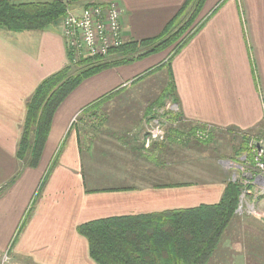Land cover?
<instances>
[{"label":"crops","instance_id":"crops-1","mask_svg":"<svg viewBox=\"0 0 264 264\" xmlns=\"http://www.w3.org/2000/svg\"><path fill=\"white\" fill-rule=\"evenodd\" d=\"M10 1L21 3L53 0ZM184 1L81 0L74 4L82 7L86 4L116 2L122 11L123 40L128 42L158 35ZM197 21L201 22L200 27L195 28L193 36L170 62L178 103L170 102L176 106V113L186 122L215 131L233 130L235 134L226 136L230 144L239 138L238 132L263 131L264 0H205ZM168 51H163L158 56L153 54L152 57L161 56V60L157 63L153 61L150 65L161 64L165 55L163 53L168 54ZM144 60L152 61L149 56ZM68 63L66 47L58 28L15 34L0 32V255L5 253L6 259L10 260L12 257L15 264H21V258L31 260L26 264H59L54 260L60 257L81 258L83 264H88L82 260V252L84 250L87 253V247L85 240L76 233L79 224L109 216L189 208L202 203L213 204L219 200L223 191L220 177L211 171H201L213 178H207L208 183L203 187L192 185L155 189L151 188L152 185L142 184L136 187L132 185L126 191H103L97 196L85 193L82 163L86 147L89 145L94 148V144L97 147L98 142H102L106 127L122 131L125 129L118 124L107 125L108 123H104L106 117H120L121 123L134 132V137L130 136L131 140L135 138L133 140L140 146L143 132L141 119L148 112L145 110L148 107L140 108L141 96L145 95L141 92L145 89L138 93H124L117 89L112 91L118 104L114 108L116 113L110 112L113 106H108V103L97 109H84L81 115L90 117L91 123L92 117H100L99 124L94 126L78 125L76 119L70 124L73 106L78 105L80 108L92 101L85 100L86 92L74 94L63 104V110L55 113L38 166L35 169L23 168L16 158V151L26 114V100L43 79ZM139 65L137 63L135 68L139 69ZM131 66L100 73V86L113 89L127 83L126 87L130 84L129 80L133 79L132 85L136 84L131 88L138 87V84L155 72L148 69L141 73L142 68L140 72L133 74L137 70ZM146 72L150 73L137 79ZM159 73L167 77L166 71ZM150 89V93L155 94L152 84L148 86V90ZM127 93H130V99L137 100L136 107L124 105L127 104ZM99 98L101 97L94 98V101ZM128 115H137L138 118L131 119L128 123ZM66 130L68 132L65 136ZM70 131L72 134L68 138ZM124 140L119 146L118 141L111 146H116L117 154L118 150L127 147ZM59 147L62 149L61 153ZM138 148L137 146L136 149ZM132 154L141 156L144 153L134 150ZM145 156L144 154L143 157ZM54 158L58 163L40 189L41 201L33 205V209L29 208ZM43 163L46 169L35 174ZM167 163L162 171H152L160 177L161 171L164 179H170L173 174L168 170L170 164ZM142 168L145 169L144 166ZM12 178H15L13 182L6 185ZM101 199L105 200L106 206L100 207L93 203ZM107 201H112L113 205ZM144 201L153 204V207L132 208L134 204ZM27 210H30V218L19 230ZM8 252L10 256L7 255Z\"/></svg>","mask_w":264,"mask_h":264},{"label":"trees","instance_id":"trees-1","mask_svg":"<svg viewBox=\"0 0 264 264\" xmlns=\"http://www.w3.org/2000/svg\"><path fill=\"white\" fill-rule=\"evenodd\" d=\"M68 1L75 5L74 2L81 0ZM204 2L205 0H185L178 11L167 21L161 32L154 37L128 42L123 40V45L111 50L105 58L83 59L78 64H71L70 52L61 31V19L67 6L65 0L21 3L0 0V32L15 34L58 28L66 47L69 62L61 70L43 79L26 100V114L16 151V158L21 162L22 167L35 169L38 166L50 133L53 117L60 104L84 80L107 69L131 65L169 49L165 63H161L159 66V68H166L167 81L159 96L149 106L148 112L152 111L153 107H163L166 100L177 104L170 62L193 36L195 28L200 27L201 22L197 21V18ZM88 5L102 4H86L82 7ZM147 73L150 72H146L141 77ZM112 97H115L114 92L93 101L85 110L98 108ZM170 120L173 126L171 130L167 129L166 137L162 142H152L145 149L141 141L139 146V143L133 140L135 138L132 139L135 143L134 150L142 151L146 156L143 157L144 154L141 156L155 169H163L166 161L170 163L166 158L172 159L171 156L176 155L171 149L174 147L172 145L183 149L191 146V150L192 147H197V150L200 149V152L203 153L205 151L202 148L210 146L214 135L218 133L210 129L209 137L206 140H199L194 137V134L196 129L202 127L201 125L186 122L178 113L171 116ZM220 133L225 136L235 134L233 130L220 131ZM246 134H251V131L238 132L241 140L238 150L246 149ZM127 140H124L127 147L118 150L119 155H121L120 153L132 154L130 142ZM233 144H235L234 140L230 145ZM137 146L138 149H136ZM132 155L135 158L141 157L138 154ZM55 161L56 158L53 159L45 173L36 195L38 192L40 193V189L47 181ZM143 171L141 176L135 173L136 170L133 175L142 177L148 172ZM150 174L153 175L151 179L144 175L145 180H152L149 183L152 185L151 188L155 189L207 184V181H204L206 178L197 179V183H195L196 179L193 182L170 183L172 176L162 183L160 176ZM14 179L12 178L6 185L12 183ZM220 181L218 182L223 184V191L216 203H202L189 208L167 209L150 213L103 217L79 224L76 227V233L85 240L88 257L94 264H209L221 244L223 245L226 230L233 220L240 217L237 212L239 186L227 181L226 175ZM118 183L120 186L101 185L96 187L89 184L88 187L85 177L83 178V187L86 193L130 189V186ZM244 215L248 216V214ZM27 218L28 215L24 221ZM24 221L19 230L23 227Z\"/></svg>","mask_w":264,"mask_h":264},{"label":"rangeland","instance_id":"rangeland-1","mask_svg":"<svg viewBox=\"0 0 264 264\" xmlns=\"http://www.w3.org/2000/svg\"><path fill=\"white\" fill-rule=\"evenodd\" d=\"M55 28V27H54ZM169 50V49H168ZM162 53V52H160ZM160 53L154 54L159 55ZM164 58L162 59V63H165L167 53L164 52ZM153 55L149 56L151 57V62H147V60H140L137 62H134L133 66H131L133 69H136L135 66L137 63L140 65L139 69H136L137 72H133V74L140 72L142 68H144L141 73H144L148 69H153L155 72L150 78L145 79L144 82L138 84V87L131 88L133 79H130L128 86H117V88L113 89H107L106 86H100V79L101 74L94 75L86 80H84L77 88H75L68 96L67 98L60 104L58 107L56 113L60 112L64 108V103L74 94L79 93H85V100H92L94 101V98L98 97H105L109 92L106 91H116L121 90V92H133L138 93L142 89L145 91L141 92L142 94H145L147 96H141V105L142 107H148L156 100V98L159 96V91L163 90V85L167 77L165 74L159 73L160 71H166V68L163 67L161 70L159 69L160 64H152L153 61L155 63L159 62L161 60V56L159 57H152ZM146 59V58H145ZM150 65V66H149ZM155 65V66H154ZM129 66V65H127ZM155 67V68H154ZM120 68H127L126 66H119L116 68L107 69L108 70H114V69H120ZM103 71V72H105ZM101 72V73H103ZM134 76V75H133ZM141 77V76H140ZM138 77L137 79H141L143 77ZM148 77V76H147ZM136 79V80H137ZM166 83V82H165ZM149 84H152L155 88V94H151L150 90H148ZM151 88V87H150ZM148 90V91H147ZM113 93V92H112ZM111 94V93H110ZM125 98L127 99V104L131 107H136L138 105L137 100L130 99V93H127L125 95ZM115 97H112L107 101L109 104L108 106H113L112 110L110 112L116 113V110L114 109L118 104L116 103ZM89 102L84 104L79 108L78 105L73 106L74 113L72 115V119L70 124H72L73 120L76 119L78 122V125L85 124L87 126H94L98 125L100 120L99 116L92 117V123L90 117H84V115H81V113L84 112V109L87 108L90 104L93 102ZM123 101V100H122ZM125 101H123L124 103ZM79 109V111H78ZM94 109V108H93ZM97 109V108H96ZM176 106L172 105L169 100H166L163 107H153L152 111L147 112V115L142 116L141 119V126L144 128V125L149 122L150 117L154 116L157 112H162L160 116L158 117V120L163 122L166 125V128L168 130H171L173 124H171V116H173V112L176 111ZM149 110V109H145ZM168 111V112H167ZM151 114V115H150ZM144 115V114H143ZM55 116V115H54ZM149 117V118H148ZM128 118L130 120H127L129 123L131 119L138 118L137 115L130 116L128 115ZM76 122V123H77ZM80 123V124H79ZM104 123H108L107 125L111 124H118L122 126V128H125L124 131L115 129L113 127H106V129L103 131L104 135L102 136V142H98V145L94 144V148L89 145L86 147L85 154L83 157V163H82V169L83 174L85 177V183L89 187L90 185H94L96 187H100L101 185H108L109 187L113 186H120L118 182H121L124 186H141L142 184H146L145 186H150V183L152 180L148 181L145 180V176L151 179V176H153L150 173H153V169L156 171H159V169H155L151 163L146 162L145 159L142 157L135 158L132 154H125L120 153L121 155L117 154V150L115 149L116 146L111 147L118 141L119 143H122L124 139H128L129 145H130V151L132 152L134 150L135 143L133 140H131V137H134V132L128 129V126L125 124H122L120 121V117L116 116H108L104 119ZM86 129L88 127L84 126ZM68 130L65 131V136L67 134ZM218 133L214 135L213 142L210 146H205L202 148L205 152L201 153L200 149L197 150V147H192V150L190 147L187 149L179 148L175 145H172L171 149H173V153L176 154L175 156L172 155L171 158L167 157L166 159L169 160L170 168L169 171L172 172V179L169 181L171 182H193L195 179H206L204 181L213 180L212 177H210L208 174H202L203 172H213L219 180L221 178H224L226 175V180L230 181L232 183H235L240 188V204L238 211V214L240 217H237L236 220H233L231 225L226 230V233L224 235L225 241L223 247H219V250L215 253V255L210 260L209 264H264V176L260 175L255 171L254 174H251L244 166L242 161V156L244 157L247 154L248 151V137H264V129L260 132H251L253 135L246 134V149H239V145L241 143L240 138L237 139V141L234 140L235 144L230 145L227 139V137L220 133V131H217ZM223 132V131H221ZM72 132L70 131L69 137L71 136ZM118 148V147H117ZM59 150L61 147L58 148ZM181 149V150H180ZM102 150V151H101ZM104 150V151H103ZM62 152V149L60 153ZM98 152V153H97ZM168 156V155H167ZM248 160L249 157H247ZM136 160V161H133ZM167 162V161H166ZM58 160L55 161L54 167L57 166ZM136 164V165H135ZM45 163H43L35 174H38L39 172H43L46 168H44ZM141 166V168H140ZM142 166L145 167L142 168ZM168 166V165H167ZM53 167V169H54ZM153 168V169H152ZM52 169V170H53ZM150 169V170H148ZM48 170V169H47ZM51 170V172H52ZM136 170L135 173L139 174V176L142 175V173L145 171H148L147 174H143L142 177H137L133 175V172ZM162 171V169H160ZM138 171V172H137ZM141 171V172H140ZM161 175V182L164 183L166 180ZM47 172V171H46ZM50 172V173H51ZM154 172V173H155ZM225 174H223V173ZM153 173V174H154ZM156 174V173H155ZM159 174V173H157ZM50 175V174H49ZM145 175V176H144ZM45 176V175H44ZM139 182V184H138ZM198 180L195 182L197 183ZM155 183V182H154ZM206 184H198V186H202ZM85 191V189H84ZM243 191V192H242ZM110 192V191H105ZM86 193V192H85ZM91 194L93 196H97L99 193H86ZM196 195V194H195ZM41 201V193L38 192V194L33 197L31 201V206L29 208L33 209V205L39 204ZM110 205H113L112 201H107ZM93 203L98 204L100 207L106 206L105 200H97L93 201ZM141 204H134L132 206L133 209L138 207H147V209H150L153 207V204L149 202H140ZM93 206V204H92ZM28 217L30 218V210L26 211ZM244 214H249L248 216H245ZM26 215V216H27ZM25 219V218H24ZM23 219V221H24ZM22 221V223H23ZM28 221V218L25 223ZM21 223V224H22ZM23 225V226H24ZM20 228V226H19ZM12 244V243H11ZM79 248V243H77V249ZM82 252V250H81ZM84 258L83 261L87 262L88 264H94L87 256L86 251L83 250ZM6 254L2 253L0 255V264H15L16 262L11 257L10 259H6ZM10 256V253L8 254ZM5 256V257H4ZM79 256V255H78ZM22 259V262H21ZM20 262L21 264H26L31 262V260L27 258H21ZM59 264H83L81 261V258H65L60 257L58 259H55ZM20 264V263H18Z\"/></svg>","mask_w":264,"mask_h":264},{"label":"built area","instance_id":"built-area-1","mask_svg":"<svg viewBox=\"0 0 264 264\" xmlns=\"http://www.w3.org/2000/svg\"><path fill=\"white\" fill-rule=\"evenodd\" d=\"M65 4L67 6L61 19V31L70 52L71 64H78L83 59L105 58L111 50L123 45L122 11L116 2L79 7L65 0ZM163 112L155 113L144 125L141 142L145 149L152 142H162L166 137V125L158 120ZM175 113L176 111L173 112V115ZM209 132L210 128L199 127L196 129L194 137L206 140L209 137ZM247 144V154L242 156L243 166L251 174L256 171L259 176H264V137L249 136ZM239 204L240 199L237 212L240 210Z\"/></svg>","mask_w":264,"mask_h":264},{"label":"water","instance_id":"water-1","mask_svg":"<svg viewBox=\"0 0 264 264\" xmlns=\"http://www.w3.org/2000/svg\"><path fill=\"white\" fill-rule=\"evenodd\" d=\"M58 1H62V0H58Z\"/></svg>","mask_w":264,"mask_h":264}]
</instances>
